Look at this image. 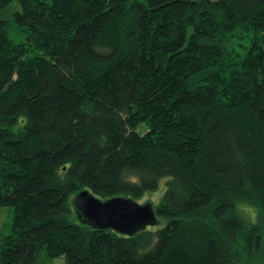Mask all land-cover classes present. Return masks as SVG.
<instances>
[{
	"label": "trees",
	"instance_id": "obj_1",
	"mask_svg": "<svg viewBox=\"0 0 264 264\" xmlns=\"http://www.w3.org/2000/svg\"><path fill=\"white\" fill-rule=\"evenodd\" d=\"M0 208V264L264 262V0H0Z\"/></svg>",
	"mask_w": 264,
	"mask_h": 264
},
{
	"label": "water",
	"instance_id": "obj_2",
	"mask_svg": "<svg viewBox=\"0 0 264 264\" xmlns=\"http://www.w3.org/2000/svg\"><path fill=\"white\" fill-rule=\"evenodd\" d=\"M72 204L78 218L96 230L111 229L133 235L157 221L152 203L140 204L129 198L103 200L85 190Z\"/></svg>",
	"mask_w": 264,
	"mask_h": 264
},
{
	"label": "rangeland",
	"instance_id": "obj_3",
	"mask_svg": "<svg viewBox=\"0 0 264 264\" xmlns=\"http://www.w3.org/2000/svg\"><path fill=\"white\" fill-rule=\"evenodd\" d=\"M21 11V7L18 3H13L4 13L3 17L6 19L12 20L17 12ZM159 193H152L149 197L152 200L153 204L156 206L159 202L160 196ZM148 196L143 200H140V204H144L147 202ZM12 217H13V210L11 208H0V249L3 245V240L11 231L12 228ZM47 264H63L62 260H54V261H46ZM248 264H264L259 259L251 260Z\"/></svg>",
	"mask_w": 264,
	"mask_h": 264
}]
</instances>
